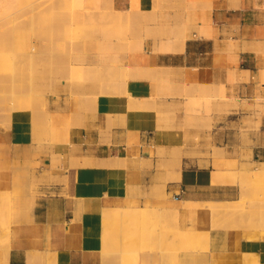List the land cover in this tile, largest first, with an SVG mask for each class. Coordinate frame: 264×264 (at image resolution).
Wrapping results in <instances>:
<instances>
[{"label": "crops", "instance_id": "1", "mask_svg": "<svg viewBox=\"0 0 264 264\" xmlns=\"http://www.w3.org/2000/svg\"><path fill=\"white\" fill-rule=\"evenodd\" d=\"M112 4L115 10L126 12L133 0H112ZM138 8L136 39L143 40V46L126 55L128 65L143 68L141 76L127 82L133 96L150 98L155 90L153 77L162 70L167 71L163 78L201 83H225L231 74L246 72L253 79L264 70V0H139ZM142 15L148 17L141 20ZM162 27L169 30L164 32ZM156 29L160 34H145ZM181 34L185 39L180 46L162 49V41ZM256 89L254 80L236 88L239 96L248 99ZM121 102L115 94L101 96L93 115L72 126L66 141L52 146L37 143L29 111L0 126V193L14 191L20 182L29 186L35 179L39 192L23 206L27 215L11 225L7 264H105L102 237L110 228L106 214L113 213L107 210L125 207L133 209L126 213L128 218L114 211L115 220L127 222L134 214L129 220L134 222L144 214L134 208H150L145 213L150 217L165 216L163 223L167 218L175 222L173 227L165 226L168 220L164 227L207 231L209 248L199 253L204 264H243L246 254H255L264 264V238L249 229L213 226L204 203L239 199V184L215 183L213 172L264 163V134L250 131V145L240 148L235 133H223L215 141L221 153L208 154L211 150L203 149L200 155L188 154L192 147L183 148L189 145L183 131L158 129L152 108L130 117ZM56 155L63 159L64 169L52 166ZM122 159L125 164L120 166ZM173 168H180L177 180L170 177ZM186 201L204 205L186 206ZM170 237L166 235V241ZM162 253L154 249L139 255L144 264H161ZM190 255L194 252L186 253V264ZM3 258L0 248V264L5 263Z\"/></svg>", "mask_w": 264, "mask_h": 264}, {"label": "rangeland", "instance_id": "2", "mask_svg": "<svg viewBox=\"0 0 264 264\" xmlns=\"http://www.w3.org/2000/svg\"><path fill=\"white\" fill-rule=\"evenodd\" d=\"M138 6L139 2L133 0L131 8L121 12L114 9L112 0H0V104L6 103L0 107L2 114L0 125L5 127L11 120L7 116L6 108L13 100L14 93V96L25 103V111L32 113L35 139L39 145L52 146L57 142L66 141L72 126L82 124L93 115L101 96L114 94V85L126 71V55L130 51L128 44L139 34V21L134 16L139 9ZM147 17L142 15L141 20ZM145 34L156 35L160 32L156 29L146 31ZM107 44H110V49L103 57L101 52ZM74 63H82L88 67L81 73H75L72 70ZM241 75H237L238 80L228 78L225 83L175 81L168 77L164 79L154 76L155 90L151 97H154L156 103L153 109L158 116V129L174 128L183 131L185 142L189 143L183 148L192 147L188 154L193 155H200L203 149L211 150L207 152L208 154L221 153L216 142L222 138L223 133L228 132L238 136L237 146L240 148L249 146L250 131L264 134V126L261 125L264 79L261 72L253 79L249 76L240 78ZM251 80L257 83L255 96L252 99L245 95L239 96L236 88ZM163 109L165 111L160 113L159 110ZM168 109H172L173 113H166ZM52 166L64 169L60 155L53 156ZM263 166L264 163L246 164L242 171H237L235 175H242L244 167L256 171ZM246 173V177L237 182L240 197L234 202L232 211L214 214L213 226L226 230L249 229L254 231L257 237L264 238V175ZM73 174L74 170L69 177L70 187L73 186ZM21 184L18 183L14 191L8 192L9 196L3 193L10 202L4 203L7 201L6 198L0 202V224L4 222L2 219L6 217L10 219V221L7 219L8 223L5 221L6 224H2L4 227L24 218L28 213L23 208L26 201L30 196L36 197L39 194L36 179L29 186ZM1 196L0 200L3 198ZM147 218L146 222L143 219L127 224L132 230V234L129 233L130 237H135L126 238L122 232L124 235L120 237L122 241L131 240L132 243L135 242L133 245L136 244L134 246L136 248L141 247H137L139 242L142 246L144 243L146 246L141 247L140 251L159 249L163 252V248L172 250L169 252L170 256L162 257L163 263L165 262L163 259L166 258L170 262L166 261L168 264H186V253L190 251L194 252V255L189 256L190 264H204L199 253L208 250V237L200 236L195 242L190 241L188 245L178 241L171 229V232L169 228L166 231L159 219L156 221L155 218ZM152 219L155 221H151L153 222L151 224ZM113 221L115 220L111 222ZM116 222L118 223L117 220ZM136 222H141L139 227ZM155 222H158L159 227L155 226ZM111 225L109 224L111 238L107 234L108 244L116 238L118 233L115 232L120 231L118 227ZM117 225L121 226V222ZM128 226L123 227L127 229ZM152 226L159 232L153 231L155 228ZM160 226L169 232V236L173 233L175 239L166 241L167 234L161 236ZM111 227L118 229L117 231L114 229V232ZM149 227L153 229L150 230ZM4 230L7 232L6 228H3ZM146 230L149 231V238L147 233L145 234ZM3 231L0 243L7 234L2 238L5 233ZM141 231H144V234L139 237ZM151 237L154 240L150 239ZM140 239L144 242L142 243ZM117 241L111 243H118ZM158 241L159 246L163 245V248L157 246ZM178 243L181 246H178ZM111 246L110 249L113 247L117 249L116 244V247ZM165 252L168 253L167 250ZM112 254L110 260L114 259L111 261L107 258L109 254H104L105 264H112L111 262L124 264L127 256L132 257L128 255L129 253L126 257L124 254V260L120 254L117 256L118 253H115L114 257ZM129 257L126 263H136L133 257L131 258L133 261ZM120 258L124 260L120 261L123 263H118ZM136 264H144L140 255Z\"/></svg>", "mask_w": 264, "mask_h": 264}, {"label": "bare ground", "instance_id": "3", "mask_svg": "<svg viewBox=\"0 0 264 264\" xmlns=\"http://www.w3.org/2000/svg\"><path fill=\"white\" fill-rule=\"evenodd\" d=\"M138 2H139V0H137ZM166 24V23H165ZM164 24V25H165ZM162 26V25H161ZM162 28H164V27H162ZM161 28V29H162ZM166 29H168V28H164L163 29V31L165 32V30ZM170 29H171V27H170ZM169 30V29H168ZM200 30H202V28L200 29ZM205 29H203V31H204ZM172 31V30H171ZM206 31V30H205ZM183 33V32H182ZM203 33H205V32H203ZM207 33V32H206ZM177 36V35H176ZM173 39V40H172ZM184 39H185V37L181 34L180 36L178 35V37L175 39V38H168V39H166L164 42L162 41V49H170V48H172V45H177V46H180L183 42H184ZM142 42H143V40H139V38L138 39H133V40H130V42H129V44H128V47L130 48H128L129 50H139V49H141L142 48ZM102 47V46H101ZM109 49H110V44L108 45H106L104 48H103V50H102V52H101V56H105V53H107L108 51H109ZM100 54V53H99ZM87 67H88V65L86 66V65H84V64H82V63H74L73 65H72V70L75 72V73H81L83 70H85V69H87ZM125 69H126V71H124V73L123 74H121L120 75V77H119V80H118V82L114 85V87H113V93L115 94V95H117V97H120L121 99H122V102H121V105L123 106V109H125L128 113H129V115H130V117H133V116H136V115H138L139 113H141V112H143V110H145V109H153V106H155L156 105V103H155V101H154V97H151L150 96V98H139V97H136V96H133V95H131L128 91H127V82L130 80V79H135L136 77H139V76H141L142 75V70H143V68H141V67H139V66H135V65H131V64H127L126 62H125ZM165 72H167L166 70H162L160 73H159V75H160V77L162 76V77H164L165 75H166V73ZM249 76V74L246 72V73H244V74H242L241 75V77L240 78H247ZM261 76H262V78L264 79V70L263 71H261ZM167 78V77H166ZM166 78H164V79H166ZM230 79H232V80H238V77H237V75H235V74H231V77H230ZM165 88H166V86H165ZM13 95V100L11 101V102H9V105H8V108H6L7 109V111H8V113H7V116H8V118L9 119H11L12 117L13 118H20V117H23V116H25V112H27V111H25V103L23 102V100L21 101V99L20 98H18L17 96H14L15 94L13 93L12 94ZM17 97V98H16ZM11 98H12V96H11ZM3 103V104H2ZM1 104H0V107L1 106H3L4 105V102H2ZM5 105H6V103H5ZM4 105V106H5ZM262 105V104H261ZM264 105V104H263ZM159 109H162V108H159ZM165 110L163 109V111L162 110H159V112L160 113H162V112H164ZM166 113H168V114H172L173 113V110L172 109H168V110H166ZM2 114H1V111H0V117L2 118V116H1ZM0 118V119H1ZM5 118V117H4ZM2 120V119H1ZM5 120V119H4ZM2 122V121H1ZM7 124H8V122H7ZM1 126V125H0ZM175 154H176V152H175ZM174 154V155H175ZM173 155V154H172ZM177 156H179L180 154H176ZM176 156V157H177ZM134 157V156H133ZM125 158V157H124ZM171 158H174V156H171ZM170 158V159H171ZM177 159H178V157H177ZM176 158H175V162H176V160H177ZM117 159H115L114 161H116ZM173 160V159H172ZM180 160V159H179ZM178 161V160H177ZM118 162V161H117ZM174 162V161H173ZM174 162V163H175ZM113 164H115L114 162H112ZM112 163H110L111 165H113ZM118 163H120V162H118ZM122 164H120V166L122 165L123 166V159H122V162H121ZM172 163V162H171ZM173 163V164H174ZM108 164V163H107ZM110 164H108V165H110ZM117 164V163H116ZM125 164V163H124ZM106 165V164H105ZM119 165V164H118ZM125 166V165H124ZM174 166H176V164H174ZM177 167H179V166H177ZM242 171V170H241ZM237 171H218V170H216V171H214L213 172V181L215 182V183H217V182H228V183H237V182H239V181H242L245 177H246V172H250L251 174H253V175H256V176H263L264 175V166L262 167V168H259V169H257L256 171H254V170H251V169H249L248 167L247 168H245L244 167V169H243V172L244 173H242V175L240 174V175H235V173H236ZM170 173V172H169ZM246 173V174H245ZM179 175H180V168H173L172 170H171V174H170V177L171 178H174V179H178L179 178ZM171 180V179H170ZM173 180V179H172ZM213 182V183H214ZM127 191V190H126ZM5 193V195L7 194L8 195V192H4ZM130 193V192H129ZM140 193V192H139ZM165 192L163 191V194H164ZM157 194H159V192L157 193ZM3 196V198H2V200H0V202L2 201L3 202V200H4V198H6V200L7 201H5L4 203H6V202H9L8 200V198L7 197H4L5 195L3 194V192L2 193H0V196ZM105 195H107V194H105ZM130 195V194H129ZM132 195V194H131ZM133 195H136V193L135 194H133ZM1 196V197H2ZM9 196V195H8ZM158 196H160V195H158ZM1 199V198H0ZM203 202V201H202ZM234 202H236V201H211V202H208V201H204V203H206L207 205H208V208H209V211H210V214L213 216L214 214H217V213H227V212H230V211H232V209H233V204H234ZM10 203V202H9ZM204 203H195V202H193V201H186L185 202V205L186 206H199V205H204ZM109 209V208H108ZM119 209V210H118ZM150 209V208H149ZM149 209L148 208H134V212H140V213H147L148 211H149ZM158 209V208H157ZM104 210V209H103ZM133 211V209L131 208H127L126 209V207H125V209H123V208H113V209H111V210H107L108 211V213L110 212V213H112V215H116V214H114L115 212L114 211H118V214L121 212V214L123 213V218H124V215H125V218L124 219H127L128 217H126V213H130L129 211ZM154 210V209H153ZM159 210V209H158ZM124 211V212H123ZM157 211V210H156ZM160 211H161V209H160ZM167 211V210H166ZM166 211H165V214H166ZM103 212V211H102ZM133 212V213H134ZM158 212V211H157ZM170 212V211H169ZM172 212V211H171ZM107 213V212H106ZM132 213V214H133ZM140 213H138V214H140ZM162 213V212H161ZM168 213V212H167ZM173 213V212H172ZM102 214H105V211L102 213ZM143 214V216H142V214H141V219H138V217H137V219L138 220H140V221H142L143 219V217L145 218V222L148 220V218H147V216H149V218H150V213L147 215V214H145L144 215ZM153 214V213H152ZM174 214V213H173ZM172 214V215H173ZM106 215H108V218H106V221L107 220H109V223L108 224H112L111 226L112 227H118L119 228V232H115V230L117 231V229L118 228H112L113 230H114V232L115 233H118L117 234V236H119V239H118V237L117 236H115L116 238H113V236H112V238H113V242L112 241H110V243L108 244V239L106 238V237H108V236H106V237H102L103 239H104V242L102 241V243H103V245H102V248H103V252H102V250H101V253H105L106 255H108L109 254V256L107 257L109 260H110V258H111V254L113 253V251H114V253L112 254V257H114L115 256V253H118L117 254V256H120L121 255V258L123 257V255L125 254V257H126V254H128V255H132V257H133V259L135 260V262L137 263V261H138V256H139V252H140V248L141 247H144V246H146L143 242L144 241H141V239H140V241L143 243V246L141 245V243H140V245H139V243L137 244L138 246L137 247H139V246H141L140 248H136V247H134L135 245H133L134 243H132L131 242V240H128V241H122V238H120L121 237V235H125L126 236V238H132V237H135V236H132V237H130V235H129V233L130 234H132V230H131V228H130V225L128 226L127 224H131L132 222H130L133 218L131 217V216H133V215H131V216H129L130 218L128 219V221L127 222H122L121 220H117L118 221V223L116 222V220H115V218H117L116 216L114 217V216H112V215H109V214H106ZM1 216V215H0ZM104 217H105V215H103ZM112 216V217H114V219H112V217H111V219L112 220H115V221H113V223L111 222L112 220L110 219V217ZM121 216V217H122ZM168 216H171L170 215V213L168 214ZM174 217H175V214L173 215ZM104 217H103V219H104ZM120 217V218H121ZM154 217V216H153ZM173 217V219L175 220V218ZM152 218V217H151ZM7 219L10 221V219H9V217H6L5 219H2L1 221H6L7 223L9 222V221H7ZM102 219V220H103ZM136 219V218H135ZM136 219V220H137ZM147 219V220H146ZM159 220H161L162 221V223H163V221H165V216H162V217H160V218H158ZM168 220L170 219V218H167ZM166 219V220H167ZM105 220V219H104ZM130 220V221H129ZM135 220V221H136ZM137 220V221H138ZM154 219H152V220H150V222L151 221H153ZM155 220L156 221H158L157 220V218L155 217ZM154 220V221H155ZM168 220L166 221V222H164L162 225H164L165 223H167L168 222ZM172 220V219H171ZM170 221V220H169ZM4 222H1V224H0V237H1V234H2V231H3V228H6V231L7 232H5V230L3 231V232H5V233H3V235H2V238H3V236L6 234V236H4L5 238L3 239V242H1L0 243V248L2 249V253H3V259H4V261H5V263L7 264V262H8V253H9V229H10V225H11V223H9V224H7L6 225V227H4V226H2V224H6V223H4ZM111 222V223H110ZM119 222H121V226L124 224L125 226H128L127 227V229L125 228V227H123L122 226V228H121V226L119 225H117V224H119ZM174 222V221H173ZM171 223V221H170V223H168V224H165V226L166 225H171V224H175V222L174 223ZM123 223V224H122ZM136 223H138V222H136ZM139 223H141V222H139ZM139 223L137 224L138 225V227H139ZM143 223V222H142ZM153 222H151V224H152ZM156 223V222H155ZM158 223V222H157ZM156 223V224H157ZM146 224H148V223H146ZM155 224V226H157V227H159L158 225L159 224H157L156 225ZM114 225H117V226H114ZM149 225V224H148ZM154 225V224H153ZM2 226V227H1ZM143 226V224L141 225V227ZM172 226V225H171ZM134 227V226H133ZM153 227V226H152ZM149 227V229L150 230H152L153 228H155V230H153V231H156V227ZM162 227H164V226H162ZM162 227L160 226V228H161V230H162V235L161 236H163V234L165 235V234H167V236H169V232H166L167 230H168V228H170V227H165L164 229L166 230H164V229H162ZM173 227V226H172ZM172 227H171V231H174V235H175V237H176V239L178 240V241H180V242H182V243H185V244H188L189 245V243H190V241H193V242H195V240L196 239H198V237H200V236H205V237H207L208 235H207V231H203V232H201L200 230H198V231H200V232H197V231H183V230H179V229H176L175 227H176V225L174 226V228L176 229V230H173L172 229ZM121 228V229H120ZM144 229L146 228V226L145 227H143ZM143 228H141L142 230H144ZM152 228V229H151ZM159 228V229H160ZM167 228V229H166ZM128 230V231H127ZM134 230V229H133ZM163 230L165 231V233H163ZM108 231V230H107ZM137 231V230H136ZM152 231V232H153ZM158 232H159V230H157ZM157 231H156V233H157ZM169 231H170V229H169ZM170 231V232H171ZM102 232H104V231H102ZM113 232V234H115ZM121 232V234H119ZM122 232H123V234H122ZM139 232V231H138ZM149 232V231H148ZM147 232V230H146V232H145V234L147 233V237L149 238V233ZM128 233V234H127ZM160 233V234H161ZM103 234V233H102ZM108 234H109V232H108ZM127 234V235H126ZM140 234V233H139ZM142 234H144V231H141V236L139 235V237H142ZM151 234V233H150ZM159 234V233H158ZM173 234V233H172ZM172 234H170V236L172 235ZM107 235V234H106ZM123 235V236H124ZM153 235H154V233H153ZM153 235H151V236H153ZM156 235V234H155ZM104 236V235H103ZM173 236V235H172ZM109 237L111 238V234H109ZM138 237V238H139ZM175 237H173V239H175ZM107 240H106V239ZM136 238H137V234H136ZM144 238H146V237H144ZM148 238L146 239V241H148ZM171 239H172V237H170ZM133 239V238H132ZM150 239H152V237L150 238ZM155 239H157V238H155ZM163 239V238H162ZM0 240L2 241V239L0 238ZM114 240H119V241H122V242H119V241H117L118 243H115L116 244V246H117V249H116V251H115V249H114V247L112 248V249H114L113 251H111L112 249H110L112 246L111 245H113V246H115V244H112V243H114ZM143 240V239H142ZM152 240H154V239H152ZM134 241V240H133ZM112 242V243H111ZM138 242V241H137ZM156 242V241H155ZM148 243V242H147ZM111 244V245H110ZM150 244H151V242H150ZM158 245L157 246H159V241H158V243H157ZM170 244V243H169ZM173 244H175V242L173 243ZM172 244V245H173ZM179 244V243H178ZM161 245V244H160ZM110 246V247H109ZM115 246V247H116ZM163 246V245H162ZM160 247V248H163V247ZM177 246V245H176ZM178 246H181L180 244L178 245ZM183 246V245H182ZM154 247H155V245H154ZM185 247H187V245L185 246ZM145 248V247H144ZM149 248V247H148ZM147 247H146V249H148ZM153 248V247H152ZM157 248V247H156ZM142 249V248H141ZM165 248H163V257H167V255L168 256H170L171 255V253L169 254V252L171 251L172 252V250H168V249H166L167 251H168V253H166L165 251L166 250H164ZM110 252H111V254H110ZM165 252V253H164ZM120 254V255H119ZM165 254H166V256H165ZM106 255H104L105 257H106ZM125 257H123V259L125 258ZM129 256H127V258H128ZM131 256L129 257L130 258V260H131V258H132ZM121 258H120V260L118 261V263L120 262V261H122L121 260ZM127 258H125L126 259V261H125V263L127 262ZM169 258V257H168ZM106 259V258H105ZM108 259H106V260H108ZM114 258H112L111 260H113ZM124 259V260H125ZM133 259L131 260V261H133ZM165 259V260H164ZM163 259V261H165L164 263L162 262V264H165L166 263V261L167 262H169L168 261V259L166 260V258H164ZM104 260V259H103ZM102 260V261H103ZM110 260V261H111ZM123 260V261H124ZM171 261V260H170ZM243 261V260H242ZM128 262H130L129 260H128ZM4 263V264H5ZM102 263H104V262H102ZM112 264H113V262H111ZM120 263H123V262H120ZM124 263V264H125ZM136 263H134V264H136ZM170 263V262H169ZM55 264V263H54ZM126 264H128V263H126ZM131 264H132V262H131ZM166 264H168V263H166ZM243 264H260V261H259V258L255 255V254H251L250 256H245V258H244V262H243Z\"/></svg>", "mask_w": 264, "mask_h": 264}]
</instances>
